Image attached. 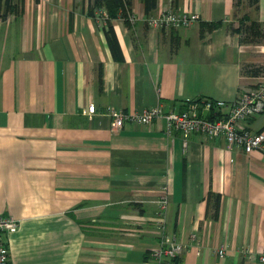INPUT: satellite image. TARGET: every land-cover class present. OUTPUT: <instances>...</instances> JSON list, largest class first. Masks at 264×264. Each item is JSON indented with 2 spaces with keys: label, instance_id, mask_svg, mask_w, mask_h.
Masks as SVG:
<instances>
[{
  "label": "crops",
  "instance_id": "crops-1",
  "mask_svg": "<svg viewBox=\"0 0 264 264\" xmlns=\"http://www.w3.org/2000/svg\"><path fill=\"white\" fill-rule=\"evenodd\" d=\"M93 1L9 0L0 17V214L19 221L10 264H148L162 232L184 246L173 264H264L259 150L200 133L184 144L163 117L113 129L105 113L179 112L256 86L264 0H157L148 12L131 0L130 22L111 19L115 53ZM166 10L197 20L152 25ZM251 21L257 41H244L235 28ZM240 125L264 134V111Z\"/></svg>",
  "mask_w": 264,
  "mask_h": 264
},
{
  "label": "built area",
  "instance_id": "built-area-1",
  "mask_svg": "<svg viewBox=\"0 0 264 264\" xmlns=\"http://www.w3.org/2000/svg\"><path fill=\"white\" fill-rule=\"evenodd\" d=\"M94 17L102 24H106L108 14L105 10L95 8ZM133 17V16H132ZM197 20V15L172 10L162 11L157 16H152V25L160 28H177L187 26ZM95 111L91 104L87 112ZM264 111V75L260 77L256 86L241 91L238 96L229 103L221 100L206 99L201 103H192L188 109L179 112H163L160 106L144 108L139 112H125L122 108L108 107L105 113L111 118L113 129L123 126L124 122L137 121L151 124L154 119L163 117L168 132L178 131L186 144V139L192 133H200L207 139L223 137L228 144H239L247 152L259 150L264 156V134L253 132L240 122ZM205 112V114H203ZM159 213L156 218V226L162 231L164 226V209L168 199L162 195L156 200ZM18 219L0 214V264H10L8 250V236L18 229ZM194 233L190 234L195 239ZM184 246L174 237L161 233L158 243L148 252V264H173L175 258L183 251ZM220 257L224 254V248L218 249ZM264 260V256L261 257Z\"/></svg>",
  "mask_w": 264,
  "mask_h": 264
},
{
  "label": "trees",
  "instance_id": "trees-1",
  "mask_svg": "<svg viewBox=\"0 0 264 264\" xmlns=\"http://www.w3.org/2000/svg\"><path fill=\"white\" fill-rule=\"evenodd\" d=\"M8 1L4 0V7L3 10L0 11V17H4L7 11L9 10L8 7ZM130 1L131 0H94L92 6L89 7V13L91 15H94V9L102 7L105 8V11L108 14V17L106 19V25H105V34L109 41L110 46L113 49V41H115V33L113 29L112 20L113 18L120 16L126 20V22H130L132 19V13L130 10ZM145 6V11L148 12L156 7L157 0H142ZM0 10H1V0H0ZM220 24L219 21L214 22H207L206 27L207 29H213L217 27ZM258 23L255 21H251L249 24H244L243 22L240 23L239 28H235L238 31H241L242 40L244 41H257L256 35L258 34L257 29ZM234 29V28H233ZM231 28V30H233ZM114 53L116 52L115 49H113ZM242 70L244 72H247L251 75L257 76L262 72V67L260 65L255 64H245L242 67Z\"/></svg>",
  "mask_w": 264,
  "mask_h": 264
},
{
  "label": "rangeland",
  "instance_id": "rangeland-1",
  "mask_svg": "<svg viewBox=\"0 0 264 264\" xmlns=\"http://www.w3.org/2000/svg\"><path fill=\"white\" fill-rule=\"evenodd\" d=\"M264 42V41H263Z\"/></svg>",
  "mask_w": 264,
  "mask_h": 264
}]
</instances>
